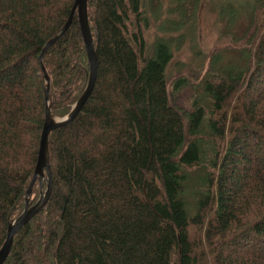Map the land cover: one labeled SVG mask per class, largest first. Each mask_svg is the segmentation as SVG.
I'll use <instances>...</instances> for the list:
<instances>
[{"label":"trees","instance_id":"trees-1","mask_svg":"<svg viewBox=\"0 0 264 264\" xmlns=\"http://www.w3.org/2000/svg\"><path fill=\"white\" fill-rule=\"evenodd\" d=\"M73 1L0 0V247L37 159L39 54ZM167 1L87 0L95 81L74 118L51 130L49 196L2 264H264V0L252 3L241 44L194 69L193 87L167 80L165 32L194 28L199 0ZM148 11L165 33L149 48ZM230 50L237 57L225 60ZM42 63L61 118L89 74L76 11ZM184 90L182 109L171 96ZM45 186L35 179L29 204Z\"/></svg>","mask_w":264,"mask_h":264},{"label":"rangeland","instance_id":"rangeland-1","mask_svg":"<svg viewBox=\"0 0 264 264\" xmlns=\"http://www.w3.org/2000/svg\"><path fill=\"white\" fill-rule=\"evenodd\" d=\"M163 1L165 4L168 2L167 0ZM253 2L254 0H199L198 5L200 6L198 10V5L196 8L194 28L186 26L174 33L165 32L166 36H171L173 53L166 70L167 80L170 82L176 78L184 77L187 79L188 85L193 87L194 82L191 76L194 69L199 64L205 66L208 64L209 55L213 49L225 50L228 44L238 43L239 35L245 33L250 23ZM144 13L150 20L148 26H144L142 22L145 42L149 48L157 35L165 33L157 32L155 20L149 11ZM157 14L159 13L157 12ZM224 54L225 60H228V58H234L238 51L230 50ZM188 96L189 91L184 90L180 95L175 93L171 96V101L177 107L185 109L186 102L189 100ZM32 196H35L34 192ZM36 198L33 201L38 199Z\"/></svg>","mask_w":264,"mask_h":264},{"label":"water","instance_id":"water-1","mask_svg":"<svg viewBox=\"0 0 264 264\" xmlns=\"http://www.w3.org/2000/svg\"><path fill=\"white\" fill-rule=\"evenodd\" d=\"M75 11H76L77 19H78L80 32H81L84 45H85V49H86V53H87L88 66H89L88 80H87L84 90L82 91L78 99L75 101L73 106L70 108V110L63 117L56 118L51 114V110H50L49 93H48L49 76L45 69V66L42 63V57H43L44 52L47 50V48L55 40H57L64 33V31L68 28ZM39 61L41 62V68L43 71V76L45 78L44 93H45L46 106H45L44 122L42 125L40 138H39L37 159H36L35 168H34L31 181L25 191L24 208L18 215L11 218L7 223L6 237L0 247V264L4 262V260L6 259L11 249L12 242H13V236L15 232L26 221H28L31 216H33L43 207V205L45 204L49 196V192L51 188V168L49 164V134L51 130H53L56 127L69 123L74 118V116L80 110L88 94L90 93L93 87L94 81H95V75H96V69H97V55H96V51L93 46V39L91 36L90 27H89L88 13H87V0H74L73 1L71 12L67 20L62 25V27L59 29V31L54 36H52L46 41V43L44 44L39 54ZM36 178H38L39 180L40 188L42 187L43 181H45L46 186L43 190H40V195L38 199L34 203L29 204L30 191H31L32 185Z\"/></svg>","mask_w":264,"mask_h":264}]
</instances>
